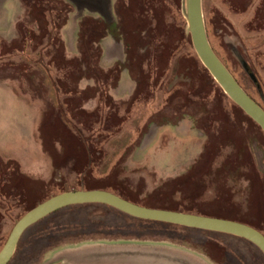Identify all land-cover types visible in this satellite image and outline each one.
<instances>
[{
  "label": "rangeland",
  "instance_id": "obj_1",
  "mask_svg": "<svg viewBox=\"0 0 264 264\" xmlns=\"http://www.w3.org/2000/svg\"><path fill=\"white\" fill-rule=\"evenodd\" d=\"M117 3L120 23L108 29L86 17L62 29L71 0H7L12 26L1 23L0 11V250L37 204L88 188L236 220L264 234V132L199 59L186 0ZM202 11L214 51L264 109V0H202ZM108 33L120 44L114 65L93 49ZM119 75L118 86L127 80L129 87L111 100L106 92L120 91ZM106 216L71 208L20 240L36 238L37 264H46L64 248L120 240L111 237L120 222L109 225ZM126 224L132 239L180 237L212 264H264L258 247L231 234ZM64 235L72 237L43 247ZM27 253L17 264L31 262Z\"/></svg>",
  "mask_w": 264,
  "mask_h": 264
},
{
  "label": "water",
  "instance_id": "obj_2",
  "mask_svg": "<svg viewBox=\"0 0 264 264\" xmlns=\"http://www.w3.org/2000/svg\"><path fill=\"white\" fill-rule=\"evenodd\" d=\"M1 1V0H0ZM86 2L87 0H72ZM186 18L193 47L202 64L226 95L264 132V109L242 88L214 51L206 31L202 0H186ZM85 203L110 205L136 218L231 234L244 238L264 253V234L253 226L226 218L143 206L104 189H77L53 195L26 212L12 227L0 250V264H8L30 226L66 206ZM211 264L193 252L161 244L89 242L60 250L46 264Z\"/></svg>",
  "mask_w": 264,
  "mask_h": 264
},
{
  "label": "trees",
  "instance_id": "obj_3",
  "mask_svg": "<svg viewBox=\"0 0 264 264\" xmlns=\"http://www.w3.org/2000/svg\"><path fill=\"white\" fill-rule=\"evenodd\" d=\"M65 11H67L66 8H65ZM119 195L121 197H123V198H126V197H124L121 194H119ZM126 199H128V200H130L132 202H135L137 204H140V205L152 206V205H150L148 203L138 202V201H135V200H131L129 198H126ZM84 207H93L94 209H98L99 211L107 213L106 220H107V224H109V225H115L116 226L117 223L120 222V225L117 226L118 227L117 229H118V231H120V233L119 234H113V235L111 234V237L120 238V239H132V237H134L131 233L123 232V231H125V229H128L130 227V225L126 224V222H128V221H133L134 223L157 224V225H161V226H164V227H167V228L174 227V228H179L182 231H184V230H194V231H206V232H209V233L224 234V233H221V232L208 231V230H202V229H196V228H191V227H185V226H180V225L166 223V222H159V221H152V220L136 218V217L128 215V214H126V213H124V212H122V211H120V210H118V209H116V208H114V207H112L110 205L102 204V203L75 204V205H70V206L63 207V208L58 209V210L52 212L51 214L45 216L44 218H42L41 220H39L38 222H36L32 226H30L28 229H31L35 225H38V224L43 223L45 221H48L49 219H53L59 213L65 212L68 209H71V208H84ZM158 208L172 210L171 208H168V207H158ZM129 229H131V228H129ZM131 231H135V230H131ZM71 237L72 236H67V235L59 236V237H49V238H47V241L44 243L43 247L45 248L48 245L52 246V245H55V244L62 243L64 241H66L67 239L71 238ZM159 237H161V236H159ZM166 237L168 239L169 238H174L173 240H171L172 243L182 244V242L178 241L179 239H181L180 237H177L176 239H175L174 236H172V237L171 236H166ZM237 238L246 240V239L241 238V237H237ZM35 239L36 238H34L29 243H26V242L22 243V240H20L13 257L11 258V260L9 261L8 264H17V263H19L21 261L26 260L25 259L26 258V254L25 253L27 252V250H28V253H27L28 255L27 256L29 258H31L30 259L31 262H28V264H37V262H38V254L41 253L42 248H40V250H38V246L39 245H38L37 242L34 241ZM168 239H165V240H168ZM246 241H248V240H246ZM248 242H250V241H248ZM250 243L253 244L252 242H250ZM254 246H256V245H254ZM27 260H29V259H27ZM24 263H27V262H24Z\"/></svg>",
  "mask_w": 264,
  "mask_h": 264
},
{
  "label": "flooded vegetation",
  "instance_id": "obj_4",
  "mask_svg": "<svg viewBox=\"0 0 264 264\" xmlns=\"http://www.w3.org/2000/svg\"><path fill=\"white\" fill-rule=\"evenodd\" d=\"M72 2H74L75 4H71L70 8H66L67 11H65L64 20L60 24L62 29L65 27H68V28L73 27L74 28L76 24H78V27H80V25L83 21L82 19H85V17L87 18V21L90 22V24L92 23L93 26L103 25V27L105 29L119 25V23H120V21L118 20V17H117V13H116L117 7H118L117 0H94V1H92V3L89 4V6L88 5L86 6L85 4H83V2H79V1L78 2L72 1ZM76 5L81 6L80 11L76 7ZM74 12L76 13V15L73 14ZM82 25H83V23H82ZM94 44H95V46H93V49L95 51V54L97 55V53H98V55H100V57L102 58L103 61H104V59H105L104 57L106 55L111 57V59L113 61V65L117 64L118 60L120 61V58H118V59L114 58L120 52V49L117 47V45H120V44L117 43V39L114 40V38L111 37L109 33L105 34V36H103L101 38V40H99L98 42H94ZM244 66L246 67V64H244ZM121 76H123L122 73H121ZM121 76L119 75V78H118L117 83L115 85L116 88L119 86L121 87V83H122V80L120 81ZM125 84L126 85L124 87H122L124 89H121L119 87L118 89H120V91L118 90V92L116 94L114 92H112V94H110V92L107 91L106 92L107 97H109L111 100H115V99H116V101L121 100L122 98L118 97L117 95H121L122 92H124V90L126 91V88L129 87L127 85V80L125 81Z\"/></svg>",
  "mask_w": 264,
  "mask_h": 264
},
{
  "label": "crops",
  "instance_id": "obj_5",
  "mask_svg": "<svg viewBox=\"0 0 264 264\" xmlns=\"http://www.w3.org/2000/svg\"><path fill=\"white\" fill-rule=\"evenodd\" d=\"M6 1L7 0H1L0 1V11H4L2 14H4V21L2 20V22L1 23H4V24H11V26H12V24H14V23H16L17 22V20H12L11 19V13H13L14 11L12 10V11H9V10H6V9H3V8H5V6L7 5L6 4ZM92 1H94V0H87L86 2H83L86 6L88 5L89 6V4L90 3H92ZM6 4V5H5ZM18 6L17 5H14V6H8L7 8H17ZM9 15V16H8ZM10 17V18H9ZM6 28H7V26H6ZM8 28H9V26H8ZM6 32V31H5ZM4 31L3 32H0V37H3V38H5L4 37V33H5ZM20 98H22V97H20ZM23 99V98H22ZM25 106H26V104H25ZM95 242H99V241H95ZM102 242H136V243H150V244H161V245H167V246H172V247H176V248H181V249H183V250H186V251H189V252H193V253H195V254H197V255H199V256H202L204 259H206L209 263H211L210 262V260L208 259V257H206L205 255H203L202 253H198V252H196V251H194V250H192V249H190V248H188V247H184V246H182V245H180V244H175V243H171V242H165V241H149V240H140V239H138V240H135V239H120V240H112V241H102ZM57 264H63L62 262H58ZM212 264V263H211Z\"/></svg>",
  "mask_w": 264,
  "mask_h": 264
}]
</instances>
